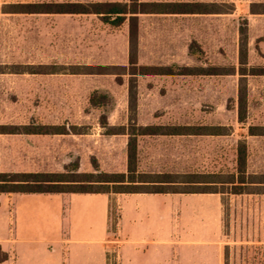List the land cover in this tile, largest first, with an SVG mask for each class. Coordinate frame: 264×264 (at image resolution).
<instances>
[{
    "label": "rangeland",
    "instance_id": "obj_1",
    "mask_svg": "<svg viewBox=\"0 0 264 264\" xmlns=\"http://www.w3.org/2000/svg\"><path fill=\"white\" fill-rule=\"evenodd\" d=\"M114 1L129 2L0 0V127L69 132H0V172L83 181L97 162L103 172L128 173L129 136L147 126L159 135L138 139L139 172L227 175L237 172L238 147L245 141L250 184L242 193L220 186L218 251L184 260L264 264V136L248 134L249 126L264 127V0H140L214 4L222 12L139 15L135 45L128 21L114 27L95 14L10 12L21 4ZM173 64L185 74H162ZM94 91L106 96L105 108L90 102ZM185 126L224 127L225 134L170 135ZM77 159L79 175L68 169ZM117 216L112 199L111 233ZM110 263L116 264L114 252Z\"/></svg>",
    "mask_w": 264,
    "mask_h": 264
},
{
    "label": "crops",
    "instance_id": "obj_2",
    "mask_svg": "<svg viewBox=\"0 0 264 264\" xmlns=\"http://www.w3.org/2000/svg\"><path fill=\"white\" fill-rule=\"evenodd\" d=\"M178 131L170 135H184ZM152 135L159 133L137 141ZM220 195L0 193V264H111V252L116 264H185L187 255L218 251ZM112 199L118 216L111 233Z\"/></svg>",
    "mask_w": 264,
    "mask_h": 264
},
{
    "label": "trees",
    "instance_id": "obj_3",
    "mask_svg": "<svg viewBox=\"0 0 264 264\" xmlns=\"http://www.w3.org/2000/svg\"><path fill=\"white\" fill-rule=\"evenodd\" d=\"M11 13H39V14H95L102 21L114 27H120L128 21L130 23V41L135 45L137 41L138 17L142 14H211L221 13L217 5L198 2H90V3H43L14 5ZM197 50L192 51L194 56ZM136 60V59H135ZM162 74L183 75L185 69L177 64L163 68ZM106 96L99 91L91 94L90 102L96 108H105ZM101 126H109L107 115L101 117ZM184 130L174 134L184 135H224V127H200L193 129L186 126ZM191 128V129H190ZM3 134H68L64 127L57 126H22L7 131L5 126L0 127ZM148 127H137L129 136V163L128 173H107L100 170L97 162L93 163L94 172L84 174L86 180L72 181L65 178V174L51 173H5L0 172V193H222L220 186H232L236 193H242L249 187L247 181V145L241 141L238 147L237 172L231 174L196 172L183 175L171 174H138L136 171V144L137 137L148 134ZM110 135L116 134L111 131ZM250 136H264L263 126H249ZM73 174L79 175L80 162L68 165ZM95 178V179H94ZM76 182L86 185L85 189H78ZM93 186H99L93 189Z\"/></svg>",
    "mask_w": 264,
    "mask_h": 264
}]
</instances>
